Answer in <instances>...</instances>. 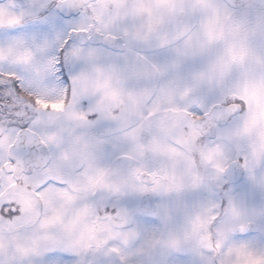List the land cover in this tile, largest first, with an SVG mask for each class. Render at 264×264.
I'll return each mask as SVG.
<instances>
[{
    "label": "snow or ice",
    "instance_id": "obj_1",
    "mask_svg": "<svg viewBox=\"0 0 264 264\" xmlns=\"http://www.w3.org/2000/svg\"><path fill=\"white\" fill-rule=\"evenodd\" d=\"M0 264H264V0H0Z\"/></svg>",
    "mask_w": 264,
    "mask_h": 264
}]
</instances>
